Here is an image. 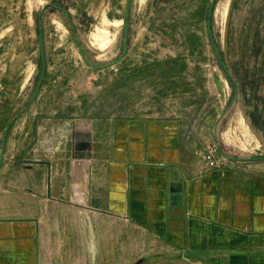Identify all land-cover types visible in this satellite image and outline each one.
<instances>
[{"label": "rangeland", "instance_id": "374dc122", "mask_svg": "<svg viewBox=\"0 0 264 264\" xmlns=\"http://www.w3.org/2000/svg\"><path fill=\"white\" fill-rule=\"evenodd\" d=\"M126 5L0 0V198L9 210L20 188L41 190L52 171L70 189L55 210L90 209L96 122L175 121L206 169L252 161L264 172V0H129L127 18Z\"/></svg>", "mask_w": 264, "mask_h": 264}, {"label": "crops", "instance_id": "0c3cea01", "mask_svg": "<svg viewBox=\"0 0 264 264\" xmlns=\"http://www.w3.org/2000/svg\"><path fill=\"white\" fill-rule=\"evenodd\" d=\"M91 130L90 209L55 210L70 189L53 171L41 190L15 193L16 209L1 197L0 264H71V250L73 264H264L260 164L206 169L171 120L96 122Z\"/></svg>", "mask_w": 264, "mask_h": 264}, {"label": "water", "instance_id": "95a60500", "mask_svg": "<svg viewBox=\"0 0 264 264\" xmlns=\"http://www.w3.org/2000/svg\"><path fill=\"white\" fill-rule=\"evenodd\" d=\"M212 7H213V4H212ZM128 12H129V0H127V5H126V18L128 17ZM209 34H210V38H211L212 45H213V47H214L215 53L219 56L218 51H217V48H216V46H215V44H214V42H213V37H212V34H211L210 29H209ZM125 41H126V40H125ZM124 48L126 49V43H125V47H124ZM7 131H8V128L6 129V133H7ZM5 136H6V135H5ZM5 136H4V137H5ZM3 147H4V140H3L2 152H3ZM245 162H246V161H245Z\"/></svg>", "mask_w": 264, "mask_h": 264}, {"label": "built area", "instance_id": "2783aa9c", "mask_svg": "<svg viewBox=\"0 0 264 264\" xmlns=\"http://www.w3.org/2000/svg\"><path fill=\"white\" fill-rule=\"evenodd\" d=\"M212 164V163H211ZM213 165V164H212ZM81 204L86 206L85 201H81Z\"/></svg>", "mask_w": 264, "mask_h": 264}]
</instances>
